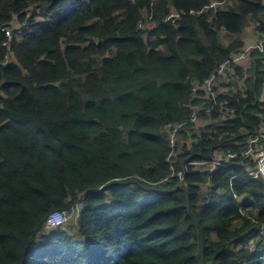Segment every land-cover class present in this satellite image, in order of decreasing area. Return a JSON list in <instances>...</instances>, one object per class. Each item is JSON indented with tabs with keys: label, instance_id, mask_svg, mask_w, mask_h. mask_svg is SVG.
I'll return each mask as SVG.
<instances>
[{
	"label": "trees",
	"instance_id": "16d2710c",
	"mask_svg": "<svg viewBox=\"0 0 264 264\" xmlns=\"http://www.w3.org/2000/svg\"><path fill=\"white\" fill-rule=\"evenodd\" d=\"M263 34L264 0H0V264H264L255 157L192 164L264 130V51L179 131L174 169L167 129ZM77 204L73 232L46 226Z\"/></svg>",
	"mask_w": 264,
	"mask_h": 264
},
{
	"label": "built area",
	"instance_id": "2783aa9c",
	"mask_svg": "<svg viewBox=\"0 0 264 264\" xmlns=\"http://www.w3.org/2000/svg\"><path fill=\"white\" fill-rule=\"evenodd\" d=\"M221 5V2H212L207 9L214 7L217 9L218 6ZM178 14L176 11H172L167 18H165V21L172 20L176 24ZM4 31L7 32V35L9 37V41L12 40V31L10 27H4ZM3 44H8V41L4 42ZM259 49L260 51H264V34L263 37L258 39L255 36L251 37L250 39H247L245 45L238 50L237 52H233L230 54L229 58L222 62L219 67L209 76L203 86L201 88H204L207 92V97L212 98L214 104L211 107H194L190 118L188 121H184L181 123L173 124L168 123L167 129L170 133V147L171 151L168 156V160L171 163L172 169H174V157L178 154L177 150V140H178V134L179 131L186 125V124H195L197 125L200 121H202V116L204 114H211L213 108L217 105H224V103H220L218 101V95L219 92L217 88L220 91L225 90V88H219V83L225 79V74L228 68L231 67V64L241 65L243 66L245 62H250L251 60V53ZM250 64V63H249ZM200 86L194 87L195 92L199 89ZM232 113L234 111H231ZM262 138H264V130H261L255 138H252L249 142V147L241 150V151H235V152H228V153H217L215 158L213 160L209 161H203V162H192V164L197 165H203L208 166L210 171H216L219 166H222L223 163L230 162L232 160L241 159L244 157H247L249 155H253L257 161V166L255 168H251L249 170L248 176L249 178H263L264 179V145L256 146L255 144L258 143ZM175 175V174H173ZM176 175L180 176L181 179L185 178L184 171H180L176 173ZM80 204H77L73 206L71 209L75 210L77 220L80 218ZM67 210H58L54 211L50 214V216L47 219L46 226L48 228H55V227H62L66 226V223L68 221V211ZM264 236V224L260 227V233L257 238L250 239L251 245H255L257 243L258 239Z\"/></svg>",
	"mask_w": 264,
	"mask_h": 264
},
{
	"label": "rangeland",
	"instance_id": "374dc122",
	"mask_svg": "<svg viewBox=\"0 0 264 264\" xmlns=\"http://www.w3.org/2000/svg\"><path fill=\"white\" fill-rule=\"evenodd\" d=\"M15 25H17V22H14ZM252 33L255 32V25L251 31ZM250 62H245L244 65L248 66ZM232 81V80H231ZM226 88H228V86H226ZM203 125V121H200L196 126L198 129L199 127H201ZM77 222V216H76V212L75 210H69L68 211V221L66 223V226H63L64 229L68 228L69 231L73 232L76 228H77V224L75 223ZM66 227V228H65Z\"/></svg>",
	"mask_w": 264,
	"mask_h": 264
}]
</instances>
